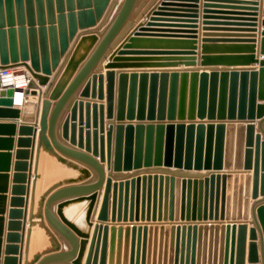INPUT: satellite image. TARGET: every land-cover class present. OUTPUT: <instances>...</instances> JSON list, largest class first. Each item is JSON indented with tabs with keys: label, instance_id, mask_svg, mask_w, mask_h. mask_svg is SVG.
Instances as JSON below:
<instances>
[{
	"label": "water",
	"instance_id": "1",
	"mask_svg": "<svg viewBox=\"0 0 264 264\" xmlns=\"http://www.w3.org/2000/svg\"><path fill=\"white\" fill-rule=\"evenodd\" d=\"M142 2L0 0V69L26 68L31 81L25 95L38 97L24 101L23 121H34L35 108L42 103L41 146L58 162L79 173L54 183L39 201L48 224L70 248L61 250L55 234L40 223L52 246L42 253L47 255H37L30 264H81L90 233L69 220L64 209L85 200L89 201L86 223L89 230L94 226L85 264H121L124 233L123 264H264V206L256 208L254 204L250 208V197L264 196V139L260 132L256 133L254 124L255 119L264 117V103H258L264 101V59H257L256 45L224 51L203 46V66L258 63L260 67L201 72L166 69L195 66L199 59L196 49L131 45L157 42L141 41L148 39L141 36L196 39L199 0H158L147 6ZM258 5V0H204L202 29L255 32L246 28L256 27L257 18L242 16L257 13L234 10L256 12ZM215 19L224 21H212ZM96 26L99 27L91 29ZM129 27L132 31L123 44L110 52ZM203 36V43L257 42L256 36L250 34ZM260 45L264 52V37ZM105 60L108 61L103 65ZM104 68L108 69L105 76ZM125 68L163 69L121 71L116 96L114 69ZM80 88L79 99L74 100L62 123L63 138L78 147L75 149L58 140L55 129L61 112ZM88 98H106V106ZM53 100L56 103L49 117ZM20 101L19 90L2 86L0 78V117H20ZM105 116L115 117L107 131ZM5 127L14 129L13 124ZM33 131L31 124L20 125L4 264L21 261L26 223L20 220L25 212L26 172L30 171V161L26 160L30 158L27 148L32 140L28 136ZM6 141L11 145L12 140ZM2 157L8 162L9 154ZM74 161L92 168L96 181L82 183L90 173ZM105 162L107 176L102 165ZM112 171L130 175L113 181ZM244 171L245 175H238ZM239 180L244 182L239 221H235ZM103 186L94 225L92 214ZM54 203L56 213L52 210ZM37 217H43L41 212ZM116 222H124L126 227ZM34 224L30 222L31 227Z\"/></svg>",
	"mask_w": 264,
	"mask_h": 264
},
{
	"label": "crops",
	"instance_id": "2",
	"mask_svg": "<svg viewBox=\"0 0 264 264\" xmlns=\"http://www.w3.org/2000/svg\"><path fill=\"white\" fill-rule=\"evenodd\" d=\"M152 1H158V0H143L142 5L143 6H147L149 5ZM246 1H253V0H246ZM259 5L256 6L258 7V11H249V10H234V11H245V12H249V13H257V16H242V17H256L257 18V22H256V27L253 28H246V29H255V32H236V31H204L202 29L203 27V4H204V0H199V18H197L199 20L198 28H196L197 33L196 35V39H192V38H183V37H177V36H171V37H160V36H141V37H148V39L143 38L140 39L141 41H157L155 43H140V44H132L131 46H164V47H175V48H194L196 49L195 51L197 52V56H198V62L195 66H185V65H179L178 67H174V68H166V69H184V68H188V69H197L198 72H201L203 69H207L208 71H210L209 69L211 68H230V69H241V68H250V69H259L260 65L258 63H252L249 65H230V66H224L225 64H208L207 66H203V62H201L200 60V53L203 51V46H207L210 47L211 50L213 51H224V50H235L238 49V47H245V46H252V45H256V57L258 60L264 59V52L262 51L261 45H260V39L262 37H264L262 35V31L264 30V25H263V20H264V14H263V10H264V0H258ZM214 3V2H211ZM228 5H237V4H228ZM249 7H255V6H249ZM211 9H220V8H211ZM212 17H219L216 16L218 14H211ZM188 19H194V18H188ZM144 20V19H143ZM212 21H224V20H212ZM164 23H176V22H164ZM100 25V24H99ZM99 26L93 27L91 29H96ZM227 27H236V26H227ZM132 27H129L126 30V33H124V35L121 38H118L115 45L112 46L110 48V52L114 51L116 48H119L123 42H124V38L126 35H128L132 30ZM171 29H175V30H179V29H187V28H171ZM149 33H160V32H149ZM173 35H179L182 33H171ZM204 34H211V35H219V34H230V35H235V34H250V35H254L256 36L255 39H257V42L255 43H247V42H205L203 43L201 40L204 37ZM185 35H190V34H185ZM192 35V34H191ZM160 41V42H159ZM70 45H73L72 43ZM116 47V48H115ZM206 55H237V54H206ZM108 60L104 61V64L107 63ZM65 66L63 67V69L61 70V72L58 74V77L56 79H58L60 77V75L62 74V72L64 71ZM152 69H163V68H125V69H114L116 71V96L118 94V88H119V79H118V74L121 71H128L130 73L131 70H152ZM96 71V70H95ZM104 73V76L106 74V71H108V69H103L102 70ZM56 74V72L53 73V75H51V79L54 77V75ZM104 84L106 85V80L104 82ZM263 88H264V81H263ZM43 91H46V87L45 86H41V88ZM80 91L81 88L78 89V91H76L74 97L72 98V100L70 101V103L64 108V110L61 112L57 125H56V129H55V133H56V137L58 138V140H60L61 142H63L66 145L71 146L72 148L78 149L77 146H73L70 144L69 140H65L63 138L62 135V123L64 122L65 118L67 115L70 114V108L74 102V100L79 99V95H80ZM45 97V96H43ZM20 99L21 101H26V100H32L35 101L38 99V97H34V96H26V98L24 100H22L21 95H20ZM91 101H97V103H102L106 106V98H104L103 100H98V99H92V98H88ZM19 103H22V102ZM23 103L21 105H19V108L21 109V114L20 117L18 118H4V117H0V175L3 176H7V178H1L0 177V219H2L1 223H0V227L2 229V234L0 236V264H4V259L6 257L5 255V249H6V245H7V234H8V223H9V213L10 210L12 209L11 207V199H12V188H13V176L15 173V163L17 161L16 159V154L18 149H20L18 147V139L21 137L20 136V125L21 124H31L34 126V131L31 134L30 139L32 140V145L27 148L30 152V158L29 160L26 161H30V171L26 172L28 173V182L27 184V190H26V194L23 196L25 197V212L23 215L22 220L20 221H24V223H26L24 229L22 230L23 232V241L21 243V253H20V264H30L31 262L34 261L35 257L37 255H42V257H44L47 254H42L45 251H47L48 249L51 248L52 244L50 241V237L47 235L46 230L41 227L40 223H43L44 225H46V227H48V229L55 234L56 238L58 239L59 244L61 245V250H67L70 248V245L68 244V242L62 238L60 235H58L56 233V231H54L52 229V227L48 224L47 220L45 219L44 216V208L43 207H39V201L41 200V197L45 194V192L47 191V189L49 187H51L54 183H56L57 181L64 179L66 177H73V176H78L79 173L77 171H74L72 169L67 168L65 165L61 164L60 162H58V160L53 157L43 146H41V125H40V121H41V114H42V103L38 102L37 107L35 108V112H34V121L32 122H25L23 121ZM56 103V100L52 101V106L50 108V112H49V117L52 113V110L54 108V105ZM258 103H264L263 100H258ZM78 117V116H77ZM115 117H116V113H115ZM115 117L114 119H108L106 116L104 118L105 121V130L107 131L108 129V123L110 121H115ZM77 123V121H76ZM8 124H13L14 125V129L13 131L8 128L5 127ZM254 124L256 126V133H261L262 134V139H264V117L261 119H255L254 120ZM48 134H46V137ZM25 137V136H24ZM12 140L11 145L10 143H8V141L6 140ZM26 149V148H24ZM82 151H85L84 149H81ZM54 151L56 153H58L59 155H61L56 149H54ZM3 154H9V160L8 162H6V159L2 157ZM91 154V153H90ZM97 160L99 161V157L97 158ZM75 163H77L78 165H80L81 167H84L85 169H87L90 173V176L84 180L82 183H93L94 181H96L97 179V174L96 172L86 166L85 164L79 163L74 161ZM102 165L104 166L105 172H106V176L108 175L109 171L107 169V164L102 163ZM6 166H8V168H6ZM5 169H8V172H4ZM184 171V170H181ZM205 171H203L204 173ZM251 175H253V170L249 171ZM113 175V181H119L120 179H124L127 175H130L128 173L130 172H115L112 171ZM134 173V172H131ZM245 175L246 171H244L243 173H238V175ZM244 182V181H243ZM243 182L241 184L240 180L237 181V186H236V195H235V213H236V220L235 221H239L238 218V213H239V209H240V195L242 193V187H243ZM6 187L5 189L3 187ZM104 187L99 191V198L98 201L96 202L93 214H92V220L93 223L95 225L96 221H97V216L99 213V209L101 206V202L103 199V193H104ZM4 190V191H3ZM234 194V184L232 187V196ZM48 197V196H47ZM88 204L89 201H83V202H75V203H71L70 205H68L65 209H64V213L66 215V217L73 221L76 226H78L80 229L84 230V231H88V233H90V236L88 238V242L86 244L85 250H84V255L83 258L81 260V264H85L86 262V258L88 255V251L90 248V243H91V239H92V235H93V231H94V226L93 228H91L89 230L88 225L86 223V212H87V208H88ZM256 204V208L260 207V206H264V196L259 195L256 199H253L252 197H250V208L252 207V205ZM56 209H57V203H54L52 206V210L56 213ZM233 209V198H232V204H231V211ZM41 212V215L43 216L41 219H39L38 213ZM241 220V219H240ZM229 221H234V220H229ZM252 215L250 212V218H249V227H251L252 223ZM30 222L35 223L32 227L30 226ZM172 222H176V221H172ZM192 223L194 221H191ZM199 222V221H196ZM108 223H111L110 221ZM130 224V222H128ZM138 223V222H136ZM116 224H123L124 227H126L124 222H116ZM154 224V223H153ZM155 225V224H154ZM166 225H171V224H166ZM262 228V226H261ZM81 239V238H79ZM156 242H157V247L159 250V235L156 238ZM165 242V240H164ZM170 244V239L168 241ZM249 242V239H248ZM152 244L154 245V236L152 238ZM152 245V246H153ZM121 246H122V263L123 264V256H124V252H125V248H126V239H125V233L122 237V241H121ZM127 255L129 257L130 255V238H128V244H127ZM115 263H116V255H115V259H114ZM169 261V258H168ZM38 262H36L35 264H37ZM109 264V263H108ZM246 264H248L246 262Z\"/></svg>",
	"mask_w": 264,
	"mask_h": 264
},
{
	"label": "built area",
	"instance_id": "3",
	"mask_svg": "<svg viewBox=\"0 0 264 264\" xmlns=\"http://www.w3.org/2000/svg\"><path fill=\"white\" fill-rule=\"evenodd\" d=\"M2 86L13 87L19 90V94L25 95V90L29 88L31 75L26 68L21 66H6L0 69Z\"/></svg>",
	"mask_w": 264,
	"mask_h": 264
},
{
	"label": "bare ground",
	"instance_id": "4",
	"mask_svg": "<svg viewBox=\"0 0 264 264\" xmlns=\"http://www.w3.org/2000/svg\"><path fill=\"white\" fill-rule=\"evenodd\" d=\"M21 67H23V66H21ZM25 98H26V95L22 96V100H24ZM21 102L23 103V101H21ZM22 103H18V104L21 105Z\"/></svg>",
	"mask_w": 264,
	"mask_h": 264
}]
</instances>
